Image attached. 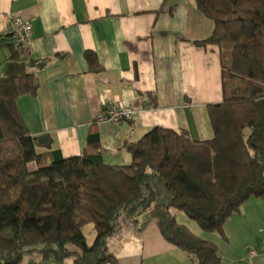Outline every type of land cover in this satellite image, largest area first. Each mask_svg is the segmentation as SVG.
<instances>
[{"label":"trees","instance_id":"trees-1","mask_svg":"<svg viewBox=\"0 0 264 264\" xmlns=\"http://www.w3.org/2000/svg\"><path fill=\"white\" fill-rule=\"evenodd\" d=\"M192 1L214 24L196 45L219 48L223 100L206 107V141L154 127L128 145L130 163L116 166L103 163L91 136L79 156L39 152L16 106L36 93L34 75L0 73V264L32 255L39 264H117L106 243L122 216L139 232L154 223L196 264H221L216 247L171 212L224 236V224L246 201L264 199V0ZM2 47L16 51L9 34L0 36ZM89 224L91 245L83 233Z\"/></svg>","mask_w":264,"mask_h":264},{"label":"crops","instance_id":"crops-1","mask_svg":"<svg viewBox=\"0 0 264 264\" xmlns=\"http://www.w3.org/2000/svg\"><path fill=\"white\" fill-rule=\"evenodd\" d=\"M13 18L31 22L30 52L23 57L0 48V73L34 75L36 93L20 96L16 106L39 152L79 156L91 136L103 163L116 166L130 163L128 145L154 127L186 131L193 141L212 137L206 107L223 100L219 48L196 45L210 37L214 24L192 0H0V36L8 34ZM111 105L142 112L129 121L95 123ZM234 215L225 232L239 236L236 252L249 255L255 245L260 251L264 199H249ZM119 224L106 243L117 264H196L154 223L141 232L124 216ZM83 233L91 245L93 226ZM258 257L251 263L263 264ZM31 260L40 263L32 255L20 264Z\"/></svg>","mask_w":264,"mask_h":264},{"label":"rangeland","instance_id":"rangeland-1","mask_svg":"<svg viewBox=\"0 0 264 264\" xmlns=\"http://www.w3.org/2000/svg\"><path fill=\"white\" fill-rule=\"evenodd\" d=\"M30 169H35V166L33 164L30 165L29 167ZM175 214H177L176 216V221L181 224L184 225L185 227H187L189 229V231L191 233H193L194 235H196L198 238L207 241L209 243H211L212 245H214L217 249L218 255L220 256L221 259V264H233L235 262V264H241L242 260H244L245 263L242 264H253L251 263V261L255 260L251 257H249V255L247 254V251H245L244 253L240 251H237L234 249V245L236 241H239V236L235 235L234 239L233 236L231 237V232L230 229L227 228V231L230 233L227 234V232H225V224H224V236L217 233V232H205L202 231L198 225L191 219H189L188 217H186L183 213L178 212V211H173ZM236 215H233V218ZM232 220V219H231ZM91 228V225H86L83 228V231H85L86 229ZM248 234V233H247ZM229 235V238H228ZM244 236L242 237V240H244ZM259 237L257 236V238H255V240H258ZM260 241V239L258 240V242ZM256 246V245H255ZM255 246H251L250 249L254 248L253 250L257 251L258 253H260V251L258 250L259 248L255 247ZM258 259L259 260H263V264H264V253H261L258 255Z\"/></svg>","mask_w":264,"mask_h":264},{"label":"built area","instance_id":"built-area-1","mask_svg":"<svg viewBox=\"0 0 264 264\" xmlns=\"http://www.w3.org/2000/svg\"><path fill=\"white\" fill-rule=\"evenodd\" d=\"M8 34L13 39V44L18 50V53L27 57L30 52V42L32 36V24L26 19L13 18L9 22ZM142 110H134L121 106L111 105L107 111L99 113L95 119V123H119L121 121H129L135 114H140ZM264 253V247L261 248L260 254ZM258 252L249 250L251 257L258 256Z\"/></svg>","mask_w":264,"mask_h":264},{"label":"water","instance_id":"water-1","mask_svg":"<svg viewBox=\"0 0 264 264\" xmlns=\"http://www.w3.org/2000/svg\"><path fill=\"white\" fill-rule=\"evenodd\" d=\"M43 139H45V138L41 136V137H38V138H37V141H38V142H41Z\"/></svg>","mask_w":264,"mask_h":264}]
</instances>
